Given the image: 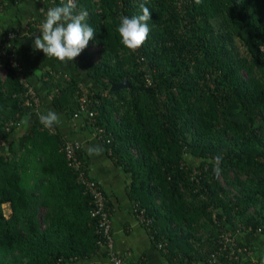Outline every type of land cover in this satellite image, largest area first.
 <instances>
[{
	"label": "trees",
	"instance_id": "trees-1",
	"mask_svg": "<svg viewBox=\"0 0 264 264\" xmlns=\"http://www.w3.org/2000/svg\"><path fill=\"white\" fill-rule=\"evenodd\" d=\"M45 1V11L60 4ZM94 1L75 0L95 35L72 63L95 86L46 69L52 104L75 118L78 97L89 92L93 116L79 115L82 125L125 174L128 197L170 264H250L222 250L220 235L232 228L264 235V0ZM142 2L151 12L150 34L130 52L117 27L121 16L142 14ZM91 43L101 47L98 63ZM2 70L0 151L36 111L0 54ZM124 79L128 87L110 90ZM53 129L37 117L0 152V264H90L104 242L92 197L63 153L68 139ZM82 153L80 147L76 156L88 174ZM229 174L233 180L223 185L220 176ZM242 247L253 250L237 240L235 249Z\"/></svg>",
	"mask_w": 264,
	"mask_h": 264
},
{
	"label": "crops",
	"instance_id": "crops-1",
	"mask_svg": "<svg viewBox=\"0 0 264 264\" xmlns=\"http://www.w3.org/2000/svg\"><path fill=\"white\" fill-rule=\"evenodd\" d=\"M45 3V0H0V28L12 29L17 33L15 48L22 61L25 81L40 95L41 100L37 113L26 117L27 126L23 129L21 127V131H17L11 139L5 141L3 148H6V142L9 143L12 139L21 136L28 125L32 124L33 120L39 117L41 113L48 110L55 111L61 120V123L55 126L56 130L66 139L80 144L83 158L88 164V174L91 179L99 184L106 197L112 227V252L122 256L124 264H170L160 250L152 244L146 227L136 220L132 211L133 204L126 191L128 180L123 171L110 159L97 135L90 129L83 127L81 119L68 118L52 104L51 96L48 95V90L44 85L43 71L46 69L59 70L66 75L76 77L86 87H94L95 85L93 80L79 67L77 69L74 63H60L56 59L47 58L40 51L33 50L32 45L35 36L39 35L37 21L46 13ZM30 22H35L33 33L27 30V24ZM93 145L99 146L103 150L101 155H88L87 148ZM4 208H6V212L4 210L5 215H8L10 213L9 207L4 205ZM250 237L254 238V236ZM262 241L256 240V245L259 248L255 251V260L260 264L261 260L264 259V240ZM241 242L244 243V241ZM88 262L90 264H108L107 249L100 248Z\"/></svg>",
	"mask_w": 264,
	"mask_h": 264
},
{
	"label": "clouds",
	"instance_id": "clouds-1",
	"mask_svg": "<svg viewBox=\"0 0 264 264\" xmlns=\"http://www.w3.org/2000/svg\"><path fill=\"white\" fill-rule=\"evenodd\" d=\"M194 3L201 4L202 0H194ZM140 9L142 14L121 16L117 27L120 43L130 52L142 47L150 34L148 22L151 20V12L143 2ZM88 16L86 9H77L75 0H60L58 6L47 9L40 24L39 35L35 36L33 50L40 51L47 58L56 59L60 63L73 62L95 35L94 29L87 22ZM38 118L45 129H52L61 123L60 116L53 110L41 113ZM102 151L95 145L87 148L89 156H99ZM222 159L221 155L213 158V171L217 176L221 171ZM261 264H264V259L261 260Z\"/></svg>",
	"mask_w": 264,
	"mask_h": 264
},
{
	"label": "built area",
	"instance_id": "built-area-1",
	"mask_svg": "<svg viewBox=\"0 0 264 264\" xmlns=\"http://www.w3.org/2000/svg\"><path fill=\"white\" fill-rule=\"evenodd\" d=\"M39 23L37 25V30L39 31L40 28ZM39 33V32H38ZM17 42V33L12 29H3L0 28V49H1V56L6 57L9 62L15 67L17 71V75L20 78V81L28 88L27 94L30 96V101L34 103L36 107V113L40 108V95L32 88L27 82L25 81L23 75V65L20 56L16 52V45ZM15 44L13 47L11 45ZM15 48V49H14ZM9 50V52H8ZM5 76V71H0ZM88 91H84L78 97L79 103V112L75 116V118L81 119L79 115L87 114L89 117L93 116V112L89 110L91 97L88 94ZM29 104V100L26 102ZM51 131L54 132L52 128ZM80 144L74 141L66 140L63 145V153L67 159L68 165L74 168L77 174V181L78 183L84 187V190L91 195L92 197V204L93 207L91 209V216L97 219V231L101 233L104 242L100 243L101 248H106L108 252V264H124V259L122 256H119L112 252V235H111V220H110V213L107 208V200L106 197L101 190V187L97 182L91 179L88 174L85 173L81 166V162L79 161L78 157L76 156L77 150L80 148ZM132 210L134 212V216L136 220L144 227H146L150 221L144 217V211L138 209L137 206L133 205ZM235 239H233L232 235L229 236L228 233H221L220 235V244H222V250H230L231 254H233L236 258L241 257L247 261H250V264H254L257 262L253 259V252L246 247L235 249ZM160 247V246H159ZM92 264V263H91Z\"/></svg>",
	"mask_w": 264,
	"mask_h": 264
},
{
	"label": "rangeland",
	"instance_id": "rangeland-1",
	"mask_svg": "<svg viewBox=\"0 0 264 264\" xmlns=\"http://www.w3.org/2000/svg\"><path fill=\"white\" fill-rule=\"evenodd\" d=\"M96 1H99V0H95L94 2H96ZM99 13H100V10H97ZM263 50H264V47H263ZM88 52L89 53H91V55H92V60H93V62H95V63H98L99 61H100V59H101V56H100V52H101V47H99V46H97V45H95L94 43H91L90 44V46H89V49H88ZM19 55V54H18ZM77 67V66H76ZM77 69H78V67H77ZM50 71H52V72H60L61 74H62V76H61V74L59 75V78L60 77H63V79L64 80H67L68 79V77H71V76H69V75H66V74H64L63 72H61V71H57V70H54V69H50ZM0 75H1V77L2 78H4L3 77V74H2V72H0ZM59 78H58V80H59ZM59 81H61V80H59ZM83 84V83H82ZM84 85V84H83ZM85 86V85H84ZM37 113V112H36ZM35 113V114H36ZM31 114H33V113H31ZM30 114V115H31ZM30 115H28V117L30 116ZM34 117H35V115H34ZM26 121V120H25ZM25 121H24V123L22 124V129L24 128V127H26L27 126V122L25 123ZM20 127V128H21ZM20 128H18V130L17 131H21V129ZM16 131V132H17ZM2 148V152L4 153L5 152V150H6V148H3V146L1 147ZM233 175L232 174H229V176L228 177H224V178H222V176H220V182L223 184V185H225V180L226 181H228V180H233ZM225 179V180H224ZM232 191V190H231ZM4 210H5V212H6V208H4ZM228 234H229V236H231L232 235V237H233V239H235L236 241L238 240H240L239 242L240 243H242V244H251V245H255L256 246V248H255V246L253 245V250H252V252H253V259H255V251H257V249L259 248V247H257V245H256V240H258V239H260V242H263L262 240H264V235H260V234H258V235H253L254 236V238H252V237H250V236H248V234H246V233H241V232H237L236 231V229H231V231L229 232H227ZM258 237V238H257ZM248 239H250V240H248ZM235 241V242H236ZM241 241H244V243L243 242H241ZM246 241V242H245Z\"/></svg>",
	"mask_w": 264,
	"mask_h": 264
},
{
	"label": "water",
	"instance_id": "water-1",
	"mask_svg": "<svg viewBox=\"0 0 264 264\" xmlns=\"http://www.w3.org/2000/svg\"><path fill=\"white\" fill-rule=\"evenodd\" d=\"M128 87V83H127V79H124L121 83H119L118 85H113L111 86L110 90L111 91H116L118 89H122V88H126Z\"/></svg>",
	"mask_w": 264,
	"mask_h": 264
}]
</instances>
